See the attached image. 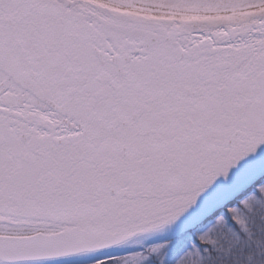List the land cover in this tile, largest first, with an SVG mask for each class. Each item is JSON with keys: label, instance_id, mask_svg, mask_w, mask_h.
<instances>
[{"label": "snow or ice", "instance_id": "6c2138e0", "mask_svg": "<svg viewBox=\"0 0 264 264\" xmlns=\"http://www.w3.org/2000/svg\"><path fill=\"white\" fill-rule=\"evenodd\" d=\"M0 264H264V0H0Z\"/></svg>", "mask_w": 264, "mask_h": 264}]
</instances>
